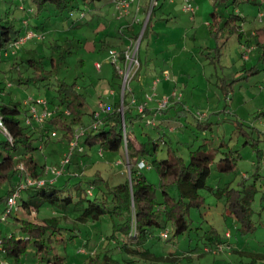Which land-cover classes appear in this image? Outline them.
Returning a JSON list of instances; mask_svg holds the SVG:
<instances>
[{
	"label": "trees",
	"instance_id": "obj_1",
	"mask_svg": "<svg viewBox=\"0 0 264 264\" xmlns=\"http://www.w3.org/2000/svg\"><path fill=\"white\" fill-rule=\"evenodd\" d=\"M20 1L19 16H12L7 10L0 13V73L17 70L15 82L18 86L40 84L53 88L54 94L52 99H47L51 117L42 125L33 122L26 124L28 109L21 108L19 102L8 98L9 92H6V88L12 87L13 83H4L0 76V117L10 134L5 135L6 139L0 142V151L4 150V154L0 152V204L3 205L4 215L0 219L5 222L9 219L3 228L0 227V251L16 262H23L24 256H30L36 260V264H62L63 256L55 251L54 242L63 243L66 249L81 237L79 227L63 226V221L72 213L79 225L89 222L97 225L98 240H94L96 248L93 252H87L90 261L92 259L98 262L101 258V251L97 250V246H101L111 256L112 253L117 254L114 256L116 264H179L184 258H189V253H159L155 251L154 244L169 239V235L167 238L162 237L164 231L168 232V225L171 226L172 237L177 238L187 233L196 219V229L206 224V231L210 234L204 237L198 255L213 254L221 249L224 254L234 251L245 257L244 264H264V237L256 238L251 249L241 248L239 245V239L247 240V235L256 237L254 234L257 228L264 225L256 224L252 218L255 212V191L258 181L262 178L260 169L264 163V150L259 147V139L255 138L252 127L239 120L236 122V130L244 138L243 146L249 145L255 153L252 170L237 169V162L242 158L239 148H236L238 144L234 146L221 140L211 146L205 138L197 147H190L185 156L178 147L170 145V139H167L159 123L154 126V133L157 135L141 129L136 133L134 121L143 118L144 114L133 106H128L123 116L121 115V82L115 88L119 91V99L116 98L112 103L111 110H104L98 116L97 109L85 111L86 97L76 80L68 82L62 79L55 85L50 84L53 78H57L58 67L64 59L55 55L56 50L61 52V45L57 43L60 38L48 37L51 34L49 32L53 31L52 26L55 23L64 20L69 22V28H73L82 23L87 9H100L101 13V8L105 5L112 7L114 19H120L114 7L115 0ZM227 1L214 0L210 13L214 23L208 22L210 32L220 31V36L225 33L237 34L240 38L244 34L243 15L234 9L223 16L216 10L217 4ZM229 1L236 4L242 1L254 4L259 1L264 6V0ZM77 11H80L79 15ZM100 13L94 22L100 16H107V13ZM152 13L153 9L150 17ZM129 26L130 24L126 25L127 28ZM27 31H32L41 38L28 39L11 53L9 45ZM92 31L96 34L99 30L96 27ZM57 34H60L59 31ZM40 39L49 42L51 53H38ZM251 41L257 49H262L264 55V25L254 28L252 36L245 44L250 45ZM243 56L244 51L241 52V58ZM16 57L20 62L15 69L12 64ZM8 61L11 66L3 70L1 65ZM113 76H118L116 69ZM125 103L127 104L126 97ZM170 103L167 107L174 105L172 101ZM155 109L146 111L157 114ZM22 111L25 117L20 119L19 113ZM211 124L210 119L197 121L200 130H211ZM35 128L41 130L39 139L34 136ZM51 128L58 129L66 143L63 159L65 153L69 152L71 142L77 141L69 161L63 167L61 164L57 167L63 168L61 174L53 173L55 169L45 168V164L40 163L34 155L35 151L43 146L35 144L34 141L46 143L52 139L54 136L50 135ZM80 129L84 130L83 134L76 138V132ZM54 131L57 134V131ZM237 142L240 143L238 139ZM92 149L100 154L106 151L118 153L122 149L131 150L137 157L136 161L144 160L150 165L148 170L154 169L157 172V184L149 182L143 169L138 168L136 163L130 169L129 176L114 185L97 175L96 171L86 177L83 171L77 172L76 169H82L84 159L81 157L87 155V150ZM26 174L35 182L20 188V185L25 183ZM211 176L212 180L209 182ZM171 187L175 188L174 193L170 190ZM17 189V207L27 211L33 208L38 213L43 210H56L58 214L43 216L39 222L17 216V207L8 210L6 204L7 197ZM208 197H214L216 203H210L212 199L208 202ZM262 200L264 198L260 197V202ZM193 209L197 211L196 214L191 213ZM213 209H216L217 213ZM7 226L13 229H7ZM232 237L236 238L234 243L231 241ZM90 241L92 237H86L81 245L88 246ZM105 252L104 255H107Z\"/></svg>",
	"mask_w": 264,
	"mask_h": 264
},
{
	"label": "rangeland",
	"instance_id": "obj_2",
	"mask_svg": "<svg viewBox=\"0 0 264 264\" xmlns=\"http://www.w3.org/2000/svg\"><path fill=\"white\" fill-rule=\"evenodd\" d=\"M191 1L196 5L193 20H190L189 14L183 11L182 0L173 2L157 0L156 5L152 8L151 17L150 13L146 14L150 8V0H142L141 10L128 19H124V17L114 19L111 13L112 7L105 5L101 8V13L100 9L93 11L87 9L86 17L82 23L73 28L68 27L67 20L55 23L52 26L53 31L49 32L51 34L48 37L60 38L57 43L61 45V52L56 50L55 55L57 58L62 56L64 62L58 67L57 78H53L50 84L55 85L62 79L68 82L76 80L86 97L85 111L91 112L93 109L100 111L101 108L98 105L100 102H111L108 95L111 88H114L115 96L119 99V91L115 88L121 80L120 72L115 66H121L122 61L118 59L116 63L112 62L109 49L125 52L127 48H131L135 51L138 65L129 81L131 92L125 96L127 104L131 102L132 96L136 98L135 103L138 105L146 99L147 95H152V100L148 101L147 109H153L157 108L159 101L163 100L165 96L171 95L170 93L173 91L180 96L179 99L172 98L171 101L174 105L169 107L171 104L169 103L166 110L160 111L161 113H149L148 110V112L145 110L144 117L134 121L136 133L141 129L157 135L154 133V126L159 123L166 133L167 139H170V145L174 148L178 147L181 154L185 156L190 147H197L205 138L211 146L218 144L221 140L234 146L238 144L236 148H239L242 158L237 162L236 168L252 170L255 153L249 145L243 146L244 138L238 134L236 122L239 120L248 127H252L255 138L259 139V147L264 150V55H262V49H257L252 41L250 45L245 44L246 40L252 36L253 29L264 25V19H259V14H262L261 18H264V6L259 1L254 4L243 1L236 4L228 0L225 3L217 4L216 10L223 16L234 9L243 15L244 34L239 38L237 34L225 33L220 36V31L210 32L208 22L214 23V19L210 16L214 0ZM20 3V0H0V13L7 10L12 16L17 17L21 14L18 9ZM132 7L135 9V5ZM79 13L80 11H77V15ZM99 13H107V16H100L94 22ZM32 20L31 22H33ZM145 21L149 23L144 34L145 28L143 29L142 26ZM126 24H130L129 28L125 26ZM96 27L99 31L94 34L92 30ZM40 40L37 46L38 53L41 55L43 51L51 53L52 48H50L49 42ZM243 51L244 56L241 58ZM13 61L12 65L16 69L20 60L16 57ZM1 66L3 70H7L11 65L8 61ZM115 69L117 77L113 76ZM0 76L4 83L5 81L13 83L12 87L6 88V92H9L8 98L20 103L21 108L28 109L29 105L26 102L30 99L33 104H36L37 98H53V88H47L40 84L18 86L15 82L17 70L7 71L6 74L0 73ZM154 81L156 88L153 91ZM127 104L125 103L124 108L120 110L122 116L124 110L128 108ZM132 106L135 108V105ZM24 117L23 111L19 113L20 119ZM87 117L86 114L85 119ZM147 119L155 123L147 124L145 123ZM206 119H210L212 122V129L200 130L197 121ZM127 123L130 125L129 120ZM51 129V131L58 130ZM33 130L35 131L34 136L39 139L41 130L36 128ZM5 139V134L0 130V142ZM237 139L240 143L237 142ZM63 142L64 139L58 131L46 143L35 140V144L39 143L43 146L36 150L34 155L40 163L45 164V168L56 169L63 160V153L66 151V143L63 144ZM0 152L4 154L3 149ZM81 159H84L81 165L83 167L82 169L77 168V172L83 171L88 177L87 175L91 176L96 171L97 175L106 179L110 185H114L129 176L130 169L134 167L137 157L131 150L122 149L118 153L106 151L100 154L92 149L87 150V155L82 156ZM143 172L147 175L149 182L157 184L158 175L154 169L143 168ZM260 173L262 178L260 182L258 181L253 201L255 212L252 218L256 224H264V200L260 202V197L264 198V163L261 165ZM211 180L212 176L209 182ZM170 190L175 192L174 187H171ZM207 199L208 202L212 199L210 203H216L214 197ZM2 209L3 205L0 204V218L3 216ZM213 210L217 213L216 209ZM196 212L194 209L191 211L192 214H196ZM50 214L57 215L58 213L56 210H48V212L43 210L38 213L33 208L27 211L20 206L16 211L17 216L34 222H39L43 216ZM6 222L8 223L9 219ZM6 222L0 219V227L3 228L7 224ZM197 224L195 219L188 232L177 238L172 237V229L168 225L169 239L155 242V251L179 255L189 253V258H184L179 264L245 263L246 258L234 251L224 254L219 249L213 254L198 255L201 252L199 249L202 247V241L205 240L204 237L210 236V234L206 231L208 229L206 224L202 228L196 229ZM63 226L79 227L81 237L66 249L63 243L54 242L55 251L63 256L62 264H116L114 256L117 254L112 253V257L101 246H97V250L101 251V258L98 262L92 261V259L91 262L87 257V252L91 250L93 252L96 248L94 243V240H98L96 224L89 222L79 225L76 223L74 215L70 213L67 220L63 221ZM7 229H13V227L7 226ZM254 235L256 237L247 235V240L239 239L241 248L251 249L254 244L252 242L256 238L264 237V225L259 226ZM90 236L92 241L88 246L84 245L83 247L81 244L86 237ZM235 239L232 237L231 241L234 243ZM259 244L262 243L259 242ZM233 246L235 247V245ZM79 248H84L85 252L77 251ZM104 252L107 255H104ZM22 260L24 264H36V260L30 256H24ZM0 261L13 262L14 260L0 253Z\"/></svg>",
	"mask_w": 264,
	"mask_h": 264
},
{
	"label": "built area",
	"instance_id": "obj_3",
	"mask_svg": "<svg viewBox=\"0 0 264 264\" xmlns=\"http://www.w3.org/2000/svg\"><path fill=\"white\" fill-rule=\"evenodd\" d=\"M172 2L175 0H171ZM140 2L141 0H115L114 1V7L117 11V14L119 16V18H122L123 16H128L131 12L132 6L135 5V11L134 14L136 15V12L140 10L141 6H140ZM183 2V6L182 9L184 12L189 14V19L193 20V16L195 14L196 11V5L191 1V0H182ZM157 0H150V8L148 10V13L151 12V9L154 5H156ZM262 14H259V19H261ZM146 21L143 23V29L146 26ZM33 37L36 38H40V36H36L32 31H27L23 36H20L19 38L15 39L12 41V43L9 45V49L11 53H14V50L16 48H18L20 45H22L23 43H25L28 39H31ZM248 52L250 50H247ZM109 53L110 55H112V62L116 63L118 59H121L122 61V65H116L115 68L117 69V71L120 72V80H121V88H120V110H122L124 108V97L127 96V94H129L131 92V88H130V80L132 77V74L135 70V68H137L138 65V61L135 55V51H133L131 48H127L125 50V52L123 51L122 53L118 52L115 49H109ZM99 67V64L97 65V68ZM10 85V84H8ZM155 85L156 82H153V87L152 90H155ZM112 93V92H111ZM113 94V93H112ZM171 95L165 96L163 98V100L159 101V105L158 107L155 109L157 113H159L162 109L166 108L167 105H169V103L171 102L172 98L175 99H179L180 96H178L176 94L175 91H173L172 93H170ZM152 100V95H147L145 100H142L138 105H136V98L134 96L131 97V102L128 103V106H132L135 105V108L138 112L144 114L145 110L147 109V105H148V101ZM36 104H33V102H26L28 106V113L27 116L25 117V123L26 124H30V123H36L39 125H42L48 118L51 117L52 113L49 109V104L47 99L44 98H37L36 99ZM32 103V104H31ZM99 107L101 108V110L96 113V116H98V114H100V112L104 111V110H108L106 103L104 102H100ZM122 114V113H121ZM155 115V114H154ZM147 124H154L155 122H153L150 119H147V121L145 122ZM122 127L124 130V134H125V125H124V121L122 119ZM0 130L6 135V136H10L8 130L6 129L4 123H3V119H1L0 117ZM83 129H80L78 132H76V138H78L79 135L83 134ZM56 132L52 131L50 132L51 136H55ZM77 146V141L73 140L70 144L69 147V152L65 153V158L60 162L61 167L64 166V164H66L69 161V157L70 154H72V151L74 150V148ZM81 150V148H80ZM136 166L140 169H149L150 165H148L144 160H138L135 162ZM57 168L55 170H53V173L55 174H61L63 168ZM20 169L23 170V167L20 166ZM34 180L32 181V178H30V176L28 174H26V179H25V183L20 185V188H23L27 185H32L34 184ZM19 196V190H15L14 192H12L8 197H7V207L8 210H10L11 208H16L17 207V198ZM4 216V215H3ZM2 216V217H3ZM168 236V232L164 231L162 233V237L163 238H167ZM80 252H85L84 248H79ZM4 264V263H2ZM5 264H24V262H7Z\"/></svg>",
	"mask_w": 264,
	"mask_h": 264
},
{
	"label": "crops",
	"instance_id": "obj_4",
	"mask_svg": "<svg viewBox=\"0 0 264 264\" xmlns=\"http://www.w3.org/2000/svg\"><path fill=\"white\" fill-rule=\"evenodd\" d=\"M133 15H135V14H134V8L132 7V11L130 12L129 16H127V19H128L129 17H130V18L133 17ZM126 25H127V24H126ZM126 25H125V26H126ZM111 92H112L113 94H112ZM115 92H116V91L114 90V88H111V89L109 90V92H108L109 99H111V100H110L111 102H107L108 104L105 102L108 110H111V109H112V108H111L112 103L116 100ZM153 109H155V108H153ZM0 253L3 254V252H1V251H0ZM2 263L5 264V263H7V262L0 261V264H2Z\"/></svg>",
	"mask_w": 264,
	"mask_h": 264
}]
</instances>
